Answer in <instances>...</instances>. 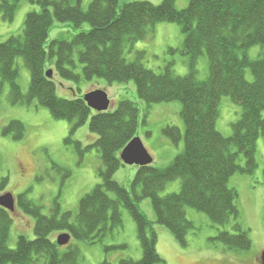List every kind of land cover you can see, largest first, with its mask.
Instances as JSON below:
<instances>
[{
	"label": "trees",
	"instance_id": "1",
	"mask_svg": "<svg viewBox=\"0 0 264 264\" xmlns=\"http://www.w3.org/2000/svg\"><path fill=\"white\" fill-rule=\"evenodd\" d=\"M21 1L39 6L41 11L27 14L22 34L0 44V93L8 85L13 106L36 103L45 107L54 119L73 125L71 134L89 122L97 141L86 150L96 148L100 155L101 183L80 201L76 216L62 212L58 201L46 216L27 193L19 195L18 208L35 219L36 238L20 236L15 249L8 247L11 213L0 208V264H39L42 259L45 264H79V248L60 247L51 235L68 233L73 240L103 244L115 229L122 228L121 208L137 223L143 257L118 264L165 263L157 252L153 225L164 226L185 246L194 229L187 208L205 214L220 228L211 241L233 253L250 251L249 233L238 221V192L229 183L238 173L256 172L257 143L264 137V0H189L184 10L177 9L175 0H163L160 5L93 0L87 10L83 9L84 0H0V16L12 22ZM56 22L71 24L79 33L72 40H50ZM166 23L179 25L185 36L183 48L170 51L189 58L190 73L185 77L176 76L172 64L160 74L147 69L142 52L136 53L134 62L125 58L126 50L132 52L136 43L153 37L156 27ZM85 25L90 27L88 31L83 30ZM254 47L261 48L257 59L249 55ZM202 57L207 58L209 76L201 81L197 65ZM19 59L31 73L26 94L18 83ZM49 71L51 78L47 77ZM247 71L253 82L247 79ZM57 79L74 83L102 80L109 86L134 82L139 100L149 108L180 102L185 133L168 126L163 134L174 145L184 140V151L166 168L137 167L130 185H120L114 175L125 166L121 153L137 136L139 107L122 100L117 108L97 113L88 107L84 96L61 98ZM224 97L242 108L229 137L217 130ZM26 132L21 121L13 120L3 127L2 134L18 142ZM77 150L81 156L86 152L80 143ZM241 156L244 166L239 163ZM58 168L65 178L70 176L68 170ZM177 180L181 181L180 192L162 196L167 185ZM9 181L0 180V194L7 193ZM147 199L152 203L155 223L139 208ZM102 264L112 263L105 260Z\"/></svg>",
	"mask_w": 264,
	"mask_h": 264
},
{
	"label": "rangeland",
	"instance_id": "2",
	"mask_svg": "<svg viewBox=\"0 0 264 264\" xmlns=\"http://www.w3.org/2000/svg\"><path fill=\"white\" fill-rule=\"evenodd\" d=\"M93 0H84L83 9L87 10ZM163 0H120V5L133 2H148L160 5ZM178 10H184L189 0H175ZM39 6L31 5L27 1L18 3L15 18L12 22L5 21L0 16V44L12 36L21 35L27 14L40 12ZM55 29V30H54ZM50 40L59 38L72 40L79 33L71 24L55 23ZM90 27L85 25L84 31ZM185 36L177 24H160L156 27L153 37L134 45L132 52L126 50L125 58L129 62L136 60V53L145 54L144 66L160 74L172 64L176 76L185 77L190 73V60L182 54L172 53L171 50L183 48ZM261 54L260 47H254L249 55L257 59ZM20 84L24 94L28 93L31 84V73L19 59ZM198 80H206L209 76L208 61L206 57L199 59L197 65ZM250 82L254 78L250 71L246 72ZM58 95L64 99L85 96L87 93L103 90L108 94L111 105L110 110L117 108L122 100H130L140 109V125L136 138H139L153 158L152 166L166 168L172 164L177 156L184 151V140L174 145L163 134L168 126L177 127L184 134L185 126L181 117L182 105L180 102L170 104H157L148 107L139 100L134 82L126 85H107L102 80L79 83L57 79ZM9 86L6 85L0 93V180L9 178L8 193L14 197L27 193L28 198L42 208V213L50 216L56 201L61 205L62 212H70L74 216L79 210L80 201L90 194L101 183L99 170L102 161L96 148L87 149L95 144L97 136L89 129V122L71 134L73 125L67 121L56 120L50 111L34 103L31 106H13L9 102ZM242 114V108L228 97L221 100L217 130L226 137L232 135V125ZM21 121L26 126V135L22 141H14L2 134L3 127L11 121ZM145 121V123H144ZM70 138L71 141L67 142ZM77 143L81 144L82 156L77 150ZM256 160L258 168L253 175L238 173L230 180V188L238 192L237 208L239 210V223L249 233L252 246L250 251L233 253L227 251L223 245L211 241L218 235L220 228L214 226L209 218L194 209L187 208L186 214L194 229L187 236L186 245L176 241L174 236L159 224L153 229L157 234V252L165 261L163 264H262L260 259L264 253V137L257 143ZM241 166L245 165L241 156ZM58 167L70 172L65 173ZM138 168L124 166L114 175V180L122 186L128 187L135 178ZM181 181L169 183L161 194L179 193ZM0 194L1 195H4ZM112 199H116L113 194ZM141 212L149 221L155 223L156 217L150 200L139 204ZM123 226L113 231L103 244L91 245L85 242L72 240L70 245L77 246L81 253L79 264H102L108 260L118 264L121 260L132 259L140 261L143 250L138 237V226L129 211L121 208ZM13 224L10 231L8 247L15 249L20 236L30 240L35 239V219L25 214L18 206L11 213ZM64 233L55 232L52 240ZM65 248V247H64ZM108 248V251L107 249ZM66 251L65 249H63ZM39 264H45L42 259Z\"/></svg>",
	"mask_w": 264,
	"mask_h": 264
},
{
	"label": "water",
	"instance_id": "3",
	"mask_svg": "<svg viewBox=\"0 0 264 264\" xmlns=\"http://www.w3.org/2000/svg\"><path fill=\"white\" fill-rule=\"evenodd\" d=\"M47 77H52V72L49 71ZM84 100L88 107L97 112H107L111 102L108 94L103 90L92 91L84 96ZM121 160L127 166L147 167L152 165L153 158L139 138L133 139L121 153ZM0 207L6 211L14 212L15 199L11 193L0 197ZM70 234H61L57 238V244L60 247L68 246L71 242ZM261 263L264 264V253L261 257Z\"/></svg>",
	"mask_w": 264,
	"mask_h": 264
}]
</instances>
